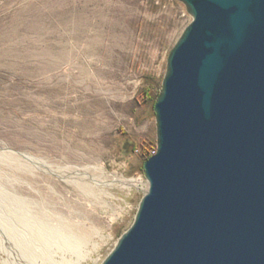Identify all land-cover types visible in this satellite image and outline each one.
Returning a JSON list of instances; mask_svg holds the SVG:
<instances>
[{
	"label": "rangeland",
	"instance_id": "374dc122",
	"mask_svg": "<svg viewBox=\"0 0 264 264\" xmlns=\"http://www.w3.org/2000/svg\"><path fill=\"white\" fill-rule=\"evenodd\" d=\"M187 13L177 0H0V188L41 190L84 221L92 252L80 264L101 263L147 190L152 95Z\"/></svg>",
	"mask_w": 264,
	"mask_h": 264
},
{
	"label": "water",
	"instance_id": "95a60500",
	"mask_svg": "<svg viewBox=\"0 0 264 264\" xmlns=\"http://www.w3.org/2000/svg\"><path fill=\"white\" fill-rule=\"evenodd\" d=\"M177 1L148 187L100 264H264V0Z\"/></svg>",
	"mask_w": 264,
	"mask_h": 264
},
{
	"label": "bare ground",
	"instance_id": "6f19581e",
	"mask_svg": "<svg viewBox=\"0 0 264 264\" xmlns=\"http://www.w3.org/2000/svg\"><path fill=\"white\" fill-rule=\"evenodd\" d=\"M19 156L55 177L64 176L73 182L67 169L42 164L29 154ZM123 183L130 186L136 181ZM25 193L0 188V264H80L86 259L92 250L87 248L90 241L85 222L70 221L50 208L41 190L35 195L30 190Z\"/></svg>",
	"mask_w": 264,
	"mask_h": 264
},
{
	"label": "trees",
	"instance_id": "16d2710c",
	"mask_svg": "<svg viewBox=\"0 0 264 264\" xmlns=\"http://www.w3.org/2000/svg\"><path fill=\"white\" fill-rule=\"evenodd\" d=\"M149 157V155L145 158V160Z\"/></svg>",
	"mask_w": 264,
	"mask_h": 264
}]
</instances>
